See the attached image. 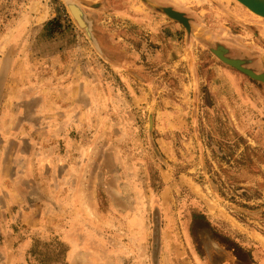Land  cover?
<instances>
[{"label": "rangeland", "instance_id": "1", "mask_svg": "<svg viewBox=\"0 0 264 264\" xmlns=\"http://www.w3.org/2000/svg\"><path fill=\"white\" fill-rule=\"evenodd\" d=\"M216 53L264 74V19L0 0V264H212L194 214L264 264V82Z\"/></svg>", "mask_w": 264, "mask_h": 264}, {"label": "trees", "instance_id": "2", "mask_svg": "<svg viewBox=\"0 0 264 264\" xmlns=\"http://www.w3.org/2000/svg\"><path fill=\"white\" fill-rule=\"evenodd\" d=\"M47 27L52 34L61 29V24L52 21ZM190 234L199 256H206L212 264H254L250 250L215 230L203 214L192 216Z\"/></svg>", "mask_w": 264, "mask_h": 264}, {"label": "water", "instance_id": "3", "mask_svg": "<svg viewBox=\"0 0 264 264\" xmlns=\"http://www.w3.org/2000/svg\"><path fill=\"white\" fill-rule=\"evenodd\" d=\"M237 2L239 5L243 6L244 9H246L248 12L251 14L264 19V0H234ZM149 3V2H148ZM151 5L162 12L165 16H167L169 19L176 21L180 23L186 31H191V25L189 23V19L184 16V14L175 11L172 8L169 7H160L156 4L151 3ZM67 7L70 13L72 14L73 19L79 23L83 27V20L84 18L83 12L81 9L74 4L71 1H67ZM216 55L226 64L238 69L239 71L243 72L250 78L254 80H260L264 82V74L257 75L253 71L246 69L242 66V61L240 60H234V59H227L225 58L221 53H216Z\"/></svg>", "mask_w": 264, "mask_h": 264}, {"label": "flooded vegetation", "instance_id": "4", "mask_svg": "<svg viewBox=\"0 0 264 264\" xmlns=\"http://www.w3.org/2000/svg\"><path fill=\"white\" fill-rule=\"evenodd\" d=\"M164 7H169V8H172L171 6H168V5H164ZM172 9H174V8H172Z\"/></svg>", "mask_w": 264, "mask_h": 264}, {"label": "bare ground", "instance_id": "5", "mask_svg": "<svg viewBox=\"0 0 264 264\" xmlns=\"http://www.w3.org/2000/svg\"><path fill=\"white\" fill-rule=\"evenodd\" d=\"M243 7V6H242ZM244 8V7H243Z\"/></svg>", "mask_w": 264, "mask_h": 264}]
</instances>
